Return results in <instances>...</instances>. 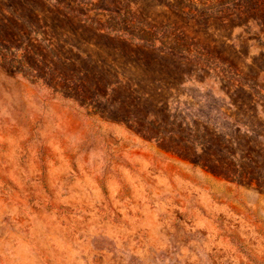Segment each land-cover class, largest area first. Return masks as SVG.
Masks as SVG:
<instances>
[{
	"label": "rangeland",
	"instance_id": "rangeland-1",
	"mask_svg": "<svg viewBox=\"0 0 264 264\" xmlns=\"http://www.w3.org/2000/svg\"><path fill=\"white\" fill-rule=\"evenodd\" d=\"M0 264H264V0H0Z\"/></svg>",
	"mask_w": 264,
	"mask_h": 264
}]
</instances>
